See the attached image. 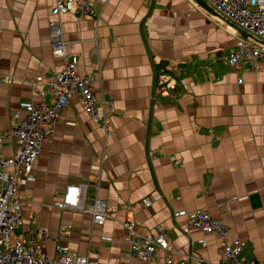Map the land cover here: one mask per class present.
<instances>
[{"label": "crops", "instance_id": "crops-1", "mask_svg": "<svg viewBox=\"0 0 264 264\" xmlns=\"http://www.w3.org/2000/svg\"><path fill=\"white\" fill-rule=\"evenodd\" d=\"M93 1L98 16L56 14L50 0H0V131L14 111L24 114L20 101L51 102L46 76L70 56L92 77L98 114L93 122L69 95L30 172L17 176L21 224L10 238L32 239L35 254L51 259L61 244L92 261L137 264L123 226L131 220L139 234L163 226L173 260L216 262L217 236L186 224L200 210L244 241L242 258L264 262V62L220 59L260 42L204 0ZM50 23L63 56L52 55ZM13 152V140L3 142L0 156ZM67 184L82 185L85 204L104 200L102 224L55 206ZM163 256L156 250L154 261Z\"/></svg>", "mask_w": 264, "mask_h": 264}, {"label": "built area", "instance_id": "built-area-1", "mask_svg": "<svg viewBox=\"0 0 264 264\" xmlns=\"http://www.w3.org/2000/svg\"><path fill=\"white\" fill-rule=\"evenodd\" d=\"M53 3V12L62 14L66 12L82 13L89 16H98L93 0H50ZM104 4L106 0H97ZM215 11L228 19L231 23L250 33L260 42L242 44L237 48L221 54L220 59L231 66L238 62L246 63L254 68L260 61L264 62V0H204ZM51 39V52L55 57L63 56V42L60 39L59 28L48 24ZM77 57L66 58L59 71L46 76L47 92L51 95V102L20 101L18 108L23 110L12 114L10 127L0 131V149L3 142L13 140L14 152L10 157L0 156V264H127L121 261L97 262L89 260L86 256H78L71 252L65 245H56V257L37 256L34 241L30 239L23 244L19 239H11L14 230L21 224V201L16 193V179L19 175L30 172L36 161L41 145L52 135V127L59 113L68 104V97L75 92L83 102L84 111L93 122L98 120L97 107L92 92V77L79 75L76 71ZM35 80L40 76L36 75ZM10 82L9 78L3 79ZM182 86L186 88L183 82ZM6 167H11V172H6ZM147 206L149 201L142 199ZM55 206L59 209L67 208L79 210L90 214L91 221L100 225L108 213L103 199L95 196L92 201L85 204L83 201L82 185H65L59 195ZM178 213H174L177 215ZM186 224L196 229L213 233L220 240L218 260L205 261L197 257L185 255L179 260L170 258L168 250L167 233L163 226L157 224L151 233L139 234L133 230L131 220L123 223L129 232L131 251L129 256L137 264H264L253 258H242L241 251L244 241L229 237V228L219 220L211 217L204 211H194L186 216ZM40 239L46 240L43 231ZM161 250L164 253L162 262L154 261V252Z\"/></svg>", "mask_w": 264, "mask_h": 264}, {"label": "water", "instance_id": "water-1", "mask_svg": "<svg viewBox=\"0 0 264 264\" xmlns=\"http://www.w3.org/2000/svg\"><path fill=\"white\" fill-rule=\"evenodd\" d=\"M149 60L151 62L150 58H149ZM151 65H152V62H151ZM152 74H153V79H152L151 100L153 99L154 87H155V81H156V73H155V69H154L153 65H152Z\"/></svg>", "mask_w": 264, "mask_h": 264}, {"label": "trees", "instance_id": "trees-1", "mask_svg": "<svg viewBox=\"0 0 264 264\" xmlns=\"http://www.w3.org/2000/svg\"><path fill=\"white\" fill-rule=\"evenodd\" d=\"M165 83V82H164Z\"/></svg>", "mask_w": 264, "mask_h": 264}]
</instances>
